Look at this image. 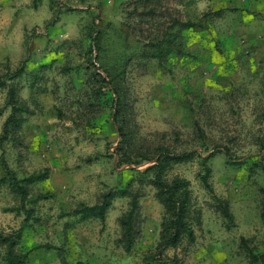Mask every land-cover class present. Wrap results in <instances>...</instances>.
<instances>
[{
	"label": "rangeland",
	"instance_id": "374dc122",
	"mask_svg": "<svg viewBox=\"0 0 264 264\" xmlns=\"http://www.w3.org/2000/svg\"><path fill=\"white\" fill-rule=\"evenodd\" d=\"M187 21L195 26L182 27ZM0 77L20 107L19 127L3 139L12 108L0 88V180L4 162L19 178L47 173L19 213V196L0 182L1 231L21 227L34 208L19 247L29 264H158L164 210L155 188L138 181L153 161H138L161 146L197 154L168 173L191 182L196 239L161 259L261 264L251 253H264V0H0ZM118 96L132 135L122 151L111 108ZM203 156L233 213L230 228L200 179ZM132 180L140 222L127 252L120 218L132 197L115 198L104 224L80 222L73 210Z\"/></svg>",
	"mask_w": 264,
	"mask_h": 264
},
{
	"label": "trees",
	"instance_id": "16d2710c",
	"mask_svg": "<svg viewBox=\"0 0 264 264\" xmlns=\"http://www.w3.org/2000/svg\"><path fill=\"white\" fill-rule=\"evenodd\" d=\"M182 27L195 26L194 22L187 21L181 23ZM97 30H99L97 28ZM93 52L90 51V60L87 68L91 69L95 67L96 63L93 60ZM24 70V64L21 65L10 78L17 77ZM0 88H8V105L12 108V113L6 118L3 125V139L8 137L9 132L13 128H17L20 125V120L16 117V112L20 107L17 105V92L16 88L11 85L8 80L0 77ZM118 95V89H110ZM120 96L112 99L111 108L113 110V120L118 126V132L120 135V142L118 150H124V147L131 144L132 135L128 129V120L121 117L125 112L126 105L119 99ZM1 112V111H0ZM1 114V113H0ZM156 155L144 154L141 156L140 162L153 161V164L148 165L139 177L138 181L141 183L149 184L155 188V196L157 200L163 206V217L161 221L160 242L157 248L159 253L154 254L152 260L158 262V264H179L178 257L167 258V260L161 259V252L163 249L178 247L185 238L193 243L196 239V234L193 228V204H192V191L191 182L182 176L176 175L172 179L168 178L169 171L177 164L192 161L196 157V151L174 152L164 146L159 147L156 150ZM4 154V152H3ZM2 154V156H4ZM202 156V155H199ZM208 156H203V168L204 172L200 175V179L204 183L205 187L209 190L217 201L216 208L226 219L227 226L230 228V223H234L233 213L231 212L229 203L227 200L220 198L214 191L213 185L210 182L211 167L207 164ZM259 166L264 171V153L259 160ZM4 169L6 176H4L0 182H7L9 188L20 198L21 206L17 207V213L20 212V208H25L26 201L30 195V185L38 180L47 178V173L31 175L27 177L19 178L16 172L9 167L8 163L4 162ZM134 181H130L125 188L111 190L102 195V200L99 203L92 205L84 202L80 203V206L73 210V214L79 215L78 221H87L91 219H99L101 223H105L106 216L113 205V200L117 197H132L130 201V208L123 213L120 218L122 236L119 239V244L125 251L131 252L137 242L139 231L138 225L140 222L139 217V197L132 189ZM45 195L43 198H47ZM24 223L17 229H11L9 233H4L0 230V249L5 248L3 256V264H29V252L19 251L23 240V233L25 226H30L28 221L34 214V208L25 209ZM262 220L264 222V202L262 208ZM35 222L39 219L35 218ZM60 249L59 247H56ZM62 261L66 263L65 258L60 251ZM251 260L254 263L264 264V253H251Z\"/></svg>",
	"mask_w": 264,
	"mask_h": 264
}]
</instances>
